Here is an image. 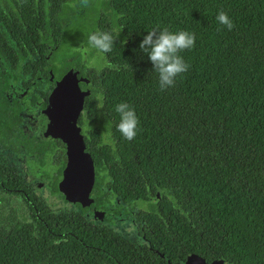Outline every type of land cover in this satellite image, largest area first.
Segmentation results:
<instances>
[{
	"label": "trees",
	"instance_id": "1",
	"mask_svg": "<svg viewBox=\"0 0 264 264\" xmlns=\"http://www.w3.org/2000/svg\"><path fill=\"white\" fill-rule=\"evenodd\" d=\"M5 1L0 5V31L8 39L0 49V138L17 114L9 83L41 80L47 86L49 69L56 76L76 64L79 52L74 62L57 57L75 25L87 44L91 33L110 32L112 51H100L104 65L89 72L95 95L85 99L91 122L103 112L109 139L94 144L98 132L90 127L94 194L101 201L102 190H108L118 207L145 201L149 211H139L136 221L150 240L146 224L160 232L166 228L155 225L177 224L169 227L175 233L158 235L157 241L167 244L155 245L170 264L190 253L206 262L264 264V0H88L87 6L82 0ZM220 11L233 21L231 30L218 23ZM164 28L191 32L196 40L180 53L188 71L161 91L139 43L147 31ZM14 63L21 66L20 76ZM121 102L139 120L132 141L117 127L115 106ZM37 146L26 150L25 171L8 169L0 158L5 186L22 187L25 174L37 170L43 176L60 173V146L45 139ZM30 199L31 214L22 219L9 214L14 225L0 226V264H167L141 250L134 259L118 234L90 225L86 213L65 206L55 212L52 203Z\"/></svg>",
	"mask_w": 264,
	"mask_h": 264
},
{
	"label": "flooded vegetation",
	"instance_id": "2",
	"mask_svg": "<svg viewBox=\"0 0 264 264\" xmlns=\"http://www.w3.org/2000/svg\"><path fill=\"white\" fill-rule=\"evenodd\" d=\"M0 2V5L4 6L5 2L7 1L0 0ZM6 43L8 44V39L6 38L5 33L0 31V49L5 50ZM93 51L97 52V49L93 48ZM74 52H79V57L76 59V61ZM12 55L16 56V54L14 53H12ZM8 58L12 59V57ZM1 60L2 58L0 57V61ZM64 60L66 62L75 61L76 64L72 63L68 66H65L64 69L56 76L54 73H52L53 70L48 68L49 77L47 78V86L44 83L42 84L41 80H32L29 82V84H27L25 80L22 81L18 79L13 80L11 83H9L8 94L10 95V99L15 98L18 101V104H14V110L17 114L15 116H12L14 118L12 128L10 130L4 128V131L6 133L4 132L3 137L0 138L1 143L3 144V147L0 146V151L4 150V152L0 154V158L3 161L5 160L6 165L4 166L9 167L8 169H10V166H16L15 169L13 168L14 172L25 171L27 163L26 150L28 149V146L31 147L33 146V144L37 146L39 142L44 139L54 142L55 145L60 146L63 153L64 164L60 173H54L48 176H43L37 170V173L35 175L25 174V184L22 187H7L3 184V179L0 178V213L2 214V217L0 219V226L12 227L14 225L15 221L11 219V217H9V214L17 213L20 219L31 214L29 204L33 205V201H31L30 198L40 199L41 203L48 202L46 200L47 198H45L42 194L43 189H46L48 195L52 196V198L54 199L53 202L51 201L49 203H52L51 209H55V212L59 210L58 208L60 206H65L67 209L74 211L78 210L73 202L65 203V198L63 197V194L59 191L58 188V183L62 178V170L66 164L65 145L58 138L44 136L46 125L52 120L53 116L50 113L46 114L43 109L48 104V97L55 86V80L67 68H71L74 72H80V70L82 69L81 67H84L85 72L80 73H82L87 79H89L94 88L93 93L88 96H85L82 110L78 116V123L83 132V139L86 148L88 149L89 144H91L90 127L93 129V131L98 132V139H95L94 144L99 143L100 145H103L109 141L103 112L99 111L97 119L91 122L90 117L87 116L85 111V99L91 95L94 96L96 88V85L89 76V72L97 68L88 65L87 63H84L82 61L81 48H78V51H73L72 53H70L69 56L66 55L64 57ZM59 64L60 62H55V67L58 68ZM14 69L15 72L18 71V74L20 76L22 73L21 66L18 67L14 63ZM44 86L48 88H44ZM96 97L97 96H95V98ZM59 141L61 142V144ZM37 148H39V146H37ZM37 148L35 153V159L36 161H39L41 159V155L39 154L40 151H37ZM10 150H14L15 153L12 155L10 153ZM11 163L12 165H10ZM48 170H52V167ZM0 175L4 177V180H8V176L4 171H2V174ZM26 190L29 191V193ZM156 194L159 197V192H157ZM90 196L95 202V208L88 209L85 214V219L87 222H89L90 225L96 224L101 226L103 230H112L116 234H118L122 239L121 242L124 240V242L129 245V250L132 252L131 254L134 255V259H138V257H140L138 255V251L141 250L144 256L148 254L152 256L156 253L160 256L162 262L170 264V260L165 258L164 253L159 252L155 245L159 244L162 246L164 244H167L168 242L166 240L157 241L158 235H160L162 232H164L166 236L175 233V229H170L169 227H177V224L169 225L168 223H161V225H155L158 230H160L161 227H165L166 231L162 232L153 231L146 224L149 233H152V238L154 239L150 240L149 238H147V233L144 229L141 234L139 233L138 226L140 223L136 221L139 211H149L145 201L134 202L132 207H130L129 205H121L118 207L115 205V200L118 202L117 198L115 199L114 195L111 194L108 190H102L101 201H99L98 196L94 194L93 188L90 193ZM24 197L29 199V203H26L22 200V198ZM160 220H162V218H160ZM118 222H129L131 224L129 231L130 234L126 235L123 234L122 231L115 229L113 226H118ZM186 257L187 256H185L184 260L179 257L177 261L180 264H185Z\"/></svg>",
	"mask_w": 264,
	"mask_h": 264
},
{
	"label": "water",
	"instance_id": "3",
	"mask_svg": "<svg viewBox=\"0 0 264 264\" xmlns=\"http://www.w3.org/2000/svg\"><path fill=\"white\" fill-rule=\"evenodd\" d=\"M94 92L93 85L82 73L71 68L64 70L55 80V86L44 107L53 118L47 123L44 136L58 138L65 145L66 164L58 183L65 203L73 202L77 209L86 213L95 208L90 196L95 179L94 161L85 146L83 132L78 123L85 96ZM185 264H227L223 259L211 262L195 253L187 255Z\"/></svg>",
	"mask_w": 264,
	"mask_h": 264
},
{
	"label": "clouds",
	"instance_id": "4",
	"mask_svg": "<svg viewBox=\"0 0 264 264\" xmlns=\"http://www.w3.org/2000/svg\"><path fill=\"white\" fill-rule=\"evenodd\" d=\"M82 4L87 6L88 0H82ZM216 19L228 30L234 27L233 21L224 11H220ZM195 40L196 37L191 32H171L167 28L152 29L142 38L139 49L147 54L153 71L158 74L161 91L175 86L177 77L188 71L190 66L180 53L191 50L195 46ZM114 42L113 35L106 31H95L88 36L89 46L103 53L111 52ZM115 111L120 115L117 125L119 132L126 140L132 141L137 136L139 124L135 110L128 103L121 102L115 106Z\"/></svg>",
	"mask_w": 264,
	"mask_h": 264
},
{
	"label": "rangeland",
	"instance_id": "5",
	"mask_svg": "<svg viewBox=\"0 0 264 264\" xmlns=\"http://www.w3.org/2000/svg\"><path fill=\"white\" fill-rule=\"evenodd\" d=\"M87 17H91V14L88 13ZM78 48H81V59L84 63H87L95 68H99L104 64L103 55L98 50L97 52L93 51V48L86 43L83 32L75 25L68 31L66 38L63 40V43L58 50L57 57L66 55L69 56L73 51H78ZM42 192L48 202H53L54 199L52 196L48 195L46 189H43ZM130 225L131 224L129 222H118V226L114 225L113 227L122 231L123 234L128 235L130 234Z\"/></svg>",
	"mask_w": 264,
	"mask_h": 264
}]
</instances>
